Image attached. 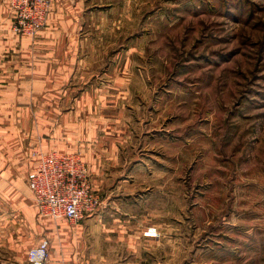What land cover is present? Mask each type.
Here are the masks:
<instances>
[{
  "label": "rangeland",
  "instance_id": "obj_1",
  "mask_svg": "<svg viewBox=\"0 0 264 264\" xmlns=\"http://www.w3.org/2000/svg\"><path fill=\"white\" fill-rule=\"evenodd\" d=\"M119 6L122 25L103 31L128 57L130 89L112 110L153 160L110 209L134 212L128 226L155 236L138 255L145 264H264V0ZM15 174L32 197L26 172Z\"/></svg>",
  "mask_w": 264,
  "mask_h": 264
},
{
  "label": "crops",
  "instance_id": "obj_2",
  "mask_svg": "<svg viewBox=\"0 0 264 264\" xmlns=\"http://www.w3.org/2000/svg\"><path fill=\"white\" fill-rule=\"evenodd\" d=\"M121 2L51 0L43 27L31 37L12 31L8 0H0V108L8 109L0 114L7 125L0 132V187L10 208L0 211V264H27V250L43 238L45 264H145L138 255L155 236L128 226L134 212L122 218L121 206L110 209L125 201L118 190L139 185L129 174L153 160L125 130L121 110H112L130 89L128 57L110 50L112 37L103 31L121 22ZM35 149L79 154L101 192L99 209L73 225L38 215L32 197L19 195L10 179L26 172L29 191L36 160L26 156Z\"/></svg>",
  "mask_w": 264,
  "mask_h": 264
},
{
  "label": "built area",
  "instance_id": "obj_3",
  "mask_svg": "<svg viewBox=\"0 0 264 264\" xmlns=\"http://www.w3.org/2000/svg\"><path fill=\"white\" fill-rule=\"evenodd\" d=\"M50 1L8 0L13 31L35 36L45 23ZM33 155L36 163L27 174L26 184L38 215L78 224L99 209L101 196L79 154L35 151ZM48 251L49 241L43 238L27 250V264H45Z\"/></svg>",
  "mask_w": 264,
  "mask_h": 264
}]
</instances>
